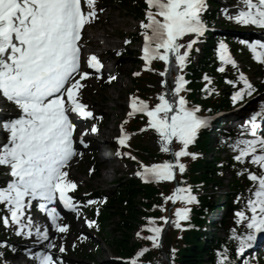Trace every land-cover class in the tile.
Returning a JSON list of instances; mask_svg holds the SVG:
<instances>
[{"label":"snow or ice","instance_id":"obj_1","mask_svg":"<svg viewBox=\"0 0 264 264\" xmlns=\"http://www.w3.org/2000/svg\"><path fill=\"white\" fill-rule=\"evenodd\" d=\"M146 21H141L143 29L142 59L145 67L153 60H161L165 64L166 75L174 56L179 69H183L189 50L197 42V38L206 30L202 13L206 8L205 0H145ZM246 6L235 16L228 15L241 25H253L264 28V0H242ZM87 11L82 9L81 0H0V95L9 102H14L18 108L16 113H0V129L7 133L4 141H0V166L9 169L11 179L5 186H0V204L7 210L8 215L0 217L4 226L10 223L17 225L16 234L31 236L35 227L37 241L48 240V227L41 229L32 224L31 217H27V224L22 219L33 201H41L39 208L51 220V226L61 233L68 231L69 226L58 223L60 213L54 206L57 199L64 208L76 210L77 205L73 197L68 195L76 188L75 182L68 178L65 170L68 162L75 156L74 133L76 125L72 115L92 117L93 113L85 103H82L81 89L90 72L82 68L81 33L84 26L95 18V0H86ZM188 34H194L193 39L186 44L181 39ZM128 43V41H126ZM254 54V59L264 63V42L241 41ZM181 49H184L181 52ZM259 49V51H258ZM219 59L231 63L236 62L228 55V45L220 42ZM119 55V53H117ZM87 67L97 72L102 67L99 59L91 55L87 59ZM223 67L219 71H223ZM139 75V73H134ZM204 79L211 83V79ZM239 80L243 87L232 94V102L244 100L256 91L244 73H240ZM161 85L167 84L161 80ZM188 81L182 75H177L174 87L158 95V102L149 106L146 101L132 97L129 116L143 113L148 118V127L154 129L160 138L161 151H172L174 144L180 147L174 151L173 161L165 160L162 163L151 165L141 164L143 169L137 175L146 180L172 181L175 179V170L183 173L185 164L180 158L192 156L187 149L202 127H206L208 119L197 115L199 106L188 107V102L181 91H186L184 85ZM234 84L233 81H228ZM207 89V84L205 85ZM264 122V103L260 110L251 114L242 125L243 137L247 133L250 139H239L232 146L238 153L234 159L258 166L259 171L252 172L243 169L237 174L247 173L252 182L246 197H237L243 200L244 209L235 213L236 224L244 225V234H239L235 228L232 238L239 241L237 253L242 254L252 246L257 234L264 232V133L260 132ZM143 130V129H142ZM96 132L95 125L91 128ZM83 135V134H81ZM128 135L121 126V135L118 143L126 145ZM80 143H84L83 139ZM117 154L121 153L119 150ZM123 155H131L123 153ZM135 159V157H132ZM167 202L181 200L186 204L196 202L195 195L190 188L177 187L170 196H165ZM89 204L94 201L89 200ZM52 205L51 207H49ZM163 210V206H161ZM188 207L177 208L176 220L172 221L177 228L180 221L189 218ZM160 219L168 222L167 217ZM91 227L94 221H86ZM148 231L152 233L144 239L152 241L158 246V237L161 227L155 226V218H148ZM27 228V231L23 229ZM139 236L140 233L138 232ZM48 248L56 247L48 244ZM15 250V249H14ZM60 252L65 249L61 245ZM148 251L143 248L135 254L130 264H141L138 259ZM174 251V250H173ZM2 255V254H0ZM39 264H60L50 252L34 254ZM220 264H231L226 254ZM247 264V262H245Z\"/></svg>","mask_w":264,"mask_h":264},{"label":"trees","instance_id":"obj_2","mask_svg":"<svg viewBox=\"0 0 264 264\" xmlns=\"http://www.w3.org/2000/svg\"><path fill=\"white\" fill-rule=\"evenodd\" d=\"M212 40L207 39L205 47L202 49V54L198 59L197 64H193L188 73H192V86L196 89L201 85L199 80V73L202 70L208 72H214L217 63L213 58V51H211ZM207 59H210L207 60ZM225 75V74H222ZM218 75L215 90L218 94L214 99L207 100L204 105L212 106L214 109L224 105H229L227 97L225 96V87L222 86L221 76ZM148 79L151 81L152 74L149 72L146 76L138 77L135 83V88L142 97L148 96V91L152 90L143 82ZM229 87V86H227ZM194 95H191L193 97ZM194 100H197L193 98ZM141 122L137 120H131L130 128L136 129L140 126ZM138 134L133 144L135 148L140 149L144 156L155 159H162L163 154L154 150L147 144H144V140H147L148 134ZM210 135L208 132H202L199 135L193 150L198 152H204L208 150V142ZM226 161L224 157L218 153L211 155L210 157L200 156L195 159H187V172L185 177L194 183L201 182L204 186H211L207 193L200 196V203L193 205V216L191 221L197 224H202L204 219L203 215L206 213L208 207L220 208L221 204L219 200H213L214 194L217 191V186L222 185V180L219 178L217 170L219 166L217 162ZM233 163L232 161H230ZM224 165V164H222ZM229 192H225V204H228L230 208L233 207V200L239 191L243 192L242 184L239 182L238 177L228 184ZM170 190V185L167 183L160 184L159 187L155 185H142L133 178H125L122 181L117 182V188L115 195L110 198L107 205L101 209V228L103 230V242L106 243L115 253L119 255H129L136 245L146 244V240H140V238H133V230L135 229L137 222L141 221V217L144 214L154 213L159 214V211H151L152 204L160 203V193H166ZM112 216H117L116 228L114 232H110L109 221ZM142 220H144L142 218ZM213 224V223H212ZM212 235V236H211ZM206 235L202 230L190 229L185 231H179L172 224L167 227L163 238V244L159 250L151 249L144 256V260L148 262L151 257L156 254L161 255L164 251L169 255L170 249L174 250L175 257L173 258L174 264H214V250L217 247L221 249V244L226 243L224 239L214 234ZM110 264H123L120 261H113Z\"/></svg>","mask_w":264,"mask_h":264},{"label":"rangeland","instance_id":"obj_3","mask_svg":"<svg viewBox=\"0 0 264 264\" xmlns=\"http://www.w3.org/2000/svg\"><path fill=\"white\" fill-rule=\"evenodd\" d=\"M224 2L225 0H221ZM105 10L99 15V21L95 25H92L90 30L87 31V38L91 40L90 48L101 51L102 49L113 48L115 53L118 48L123 47L125 44L126 36H133L135 38V31L137 27L136 18L132 13L128 11V6H123L113 4L112 0H106V3L102 5ZM104 31L107 34H104ZM95 36V37H94ZM111 40V43L108 42ZM97 48V49H96ZM128 50L132 51L133 45L126 47ZM132 53L130 55L122 56L124 63L119 65L114 62V55L105 56L110 67V71H113L114 68L119 70V76L117 80L113 81L109 86L103 87L99 85L97 81H91L89 87L83 92V97H86L88 102L93 104V108L97 112L104 114V127L106 128L105 136L98 138L96 142L101 146L95 152V158L99 169V174L93 178H88L91 168V157L87 153L84 160L79 161L75 160L72 163L70 168V176L74 179L78 185L81 187L82 192L88 193L90 190H97L101 194H111L115 186V181L119 178L131 176V171L135 168L134 165L128 163L125 160L113 159V145L108 143L104 145V140H109L112 135L116 134L117 122H119L124 116L125 111V99L126 95L131 91V80L130 75L132 69L136 68L137 65L134 62ZM240 61L238 68L240 71L245 69L248 76L251 75L250 81H255L253 77L255 74V66L245 57H237ZM161 76H157L155 80V86L161 88ZM156 97L154 98V101ZM233 123L227 124V128H231L232 124L235 126L236 121ZM237 141V140H236ZM234 140L233 145L236 143ZM148 143L155 147H161L160 138L157 132L154 133L152 138L148 139ZM214 146V143L211 145ZM231 152L235 151L231 146H229ZM100 151H103V154L108 158V162L102 161L104 158L100 157ZM150 160V159H149ZM229 178V173L226 172L224 175V182L226 183ZM224 190V188L222 189ZM219 193H221V191ZM219 198L222 199V195L219 194ZM217 214L218 216H223L226 214V209L217 210L211 209L210 214ZM116 217L111 220L110 229L115 228ZM228 220V219H227ZM82 221V220H81ZM79 221V222H81ZM230 222V221H229ZM232 222V221H231ZM230 222V223H231ZM82 225V223H81ZM85 229V226H81ZM225 227V226H224ZM245 232V227L243 225V230ZM219 233L221 231L219 230ZM90 239L87 242L80 245L75 244V238H71L70 235H67L68 238L67 247L65 248L66 256L70 261V264H108L109 257L114 256V252L105 244H103L96 234V229L93 228L90 230ZM17 238L14 236L13 241ZM77 241V240H76ZM77 243V242H76ZM79 243V241H78ZM99 248H95L96 244ZM75 244V245H74ZM75 247V250L72 247ZM90 252L93 255V259H86L82 256L85 252ZM4 264V263H3ZM152 264H160L158 260L152 262Z\"/></svg>","mask_w":264,"mask_h":264},{"label":"bare ground","instance_id":"obj_4","mask_svg":"<svg viewBox=\"0 0 264 264\" xmlns=\"http://www.w3.org/2000/svg\"><path fill=\"white\" fill-rule=\"evenodd\" d=\"M104 34H107L105 31H104ZM108 42L109 43H111V40H108ZM247 106L245 105V106H243L242 108H241V111H246L247 110ZM105 131H102L101 133H104ZM104 145H106L107 143H106V141H104ZM98 149H99V147H97ZM101 153H100V157H102V158H104V160H102V161H105V162H108L109 160H108V158L105 156V154H103V151H100Z\"/></svg>","mask_w":264,"mask_h":264}]
</instances>
